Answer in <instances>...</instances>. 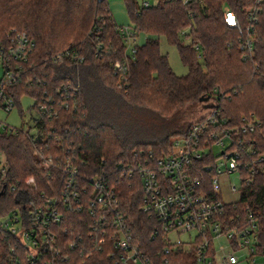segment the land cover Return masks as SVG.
I'll list each match as a JSON object with an SVG mask.
<instances>
[{
	"label": "trees",
	"instance_id": "1",
	"mask_svg": "<svg viewBox=\"0 0 264 264\" xmlns=\"http://www.w3.org/2000/svg\"><path fill=\"white\" fill-rule=\"evenodd\" d=\"M123 1L137 35L145 33L149 38L143 46L137 45L127 85L119 89L114 63L125 62L126 45L107 0H0V38L17 28L28 32L36 44L22 64L23 77L14 89L17 108L22 113L21 97L31 95L35 107L46 106L47 115L57 112L41 121L43 137L0 132V150L7 154L10 164L7 181L17 185L0 201L5 202L0 215L20 207L21 200H34L44 207L56 200L62 221L51 228L58 235L62 254L69 259L56 257L54 264H112L108 254L111 242L102 250L93 246L87 252L82 250L90 245L87 206L77 211L63 204L67 172L62 163L69 158L72 167L78 168L82 184H87L91 176L105 175L106 188L116 191L135 241L153 263L166 264L167 258L168 264H191L193 254L165 252L163 238L152 237L156 223L141 209L145 192L139 174L131 178L123 170L137 157L144 161L150 151L155 157L170 153L172 139L185 135L194 122L205 118L191 121L193 109L200 104L202 109L218 112L229 127L238 126L244 115L255 113L263 124L244 137L248 146L264 154V0H162L148 8L136 0ZM227 7L238 15L243 34L226 25ZM251 13L257 22L249 21ZM250 23L256 56L243 60L242 40L248 38ZM189 28L191 32L187 33ZM161 36L178 48L188 67L186 75L173 71L168 56L161 52ZM188 39L190 43L186 44ZM66 49H75L83 62L53 60L55 54ZM76 100V109L61 107L63 102ZM42 146L46 153L59 157L60 167L44 169L40 165L35 149ZM215 160V156L207 157L211 164ZM195 164L197 176L205 174L208 184L214 170L202 173L203 163ZM29 177L35 178V189L24 185ZM248 179L242 182L237 206L227 207L228 214L246 216L248 206L264 224V162L258 163ZM77 190L82 199L88 198L80 184ZM76 231H80L85 245L70 250L68 244ZM6 241L0 239V264H30L21 249L13 255Z\"/></svg>",
	"mask_w": 264,
	"mask_h": 264
},
{
	"label": "built area",
	"instance_id": "2",
	"mask_svg": "<svg viewBox=\"0 0 264 264\" xmlns=\"http://www.w3.org/2000/svg\"><path fill=\"white\" fill-rule=\"evenodd\" d=\"M161 1L143 0L141 6L148 8ZM188 1L185 0V3ZM251 14L252 18L249 21L257 22V19L253 18L254 13ZM224 19L227 26L237 28L243 34L240 19L231 8L225 9ZM117 31L122 35L126 45L125 62L114 63L115 73L118 75L117 87L122 89L127 85L129 64L136 58L138 35L133 26H118ZM247 31L248 38L246 41L242 40L241 46L244 50L243 60L256 56L252 23L247 27ZM35 46V41L29 33L17 28H11L5 33V37L0 38V71L3 73L0 77V114L9 115L17 108L14 89L23 77L22 64L28 61ZM66 59L72 62H83L75 49H66L53 56L54 61H65ZM76 95L78 91L75 92L74 97ZM26 96L32 97L31 95ZM50 101L54 104L56 102L53 99ZM64 106L67 108L73 106L76 109L77 100L74 103L63 102L61 107ZM34 108L38 109L40 114L35 119L36 127L42 130L41 135L34 136L40 138L45 132L41 121L45 118H52L57 112H49L47 115L46 106L43 104L38 107L34 106ZM210 112L211 110L203 120L194 122L190 131L185 135L174 138L173 150L170 153L155 157L150 151L144 161L140 159L138 161L137 157L125 169L121 166L124 169L123 173L131 178L139 174L145 192L141 209L156 223L152 237L161 236L163 238L165 252L178 251L193 254L194 259L191 264H257L259 260L264 264L262 218H258L248 206L245 209L246 216L229 215L227 207L229 205L236 207L237 202L225 203L223 201L219 179V175L223 172H238L242 177V182L249 181L248 177L256 172L258 163L264 162V154L259 153L258 148L248 146L244 137L262 126L263 121L255 113H251L244 115L238 126L229 127L226 126V119L219 118L218 112L215 110ZM213 126H219V128L211 130ZM0 132L18 134L24 131L0 119ZM216 146L221 148L219 154L214 152ZM35 155L44 169H50L55 165L60 167L59 157L46 153L43 146L36 147ZM209 155L216 157L214 164L207 162ZM221 156L231 160L230 167L223 162H218ZM197 161L203 163L202 173L211 169L215 172L210 182L208 180V184L205 174L197 176L194 171ZM72 162L73 160L69 158L62 163L66 165L67 172V186L64 189L62 200L68 210L83 211L86 206L88 208L90 213L88 219L91 220L87 226L90 245L87 248L83 247V252L91 250L92 246L102 250L107 242H111L108 254L112 259V264H155L145 254L141 245L135 241L127 214L125 215L120 210L116 191L106 188L105 175L91 176L87 184H82L78 168L72 167ZM9 169L8 156L0 150V201L5 198L7 191L12 193L17 188L16 184L7 181ZM245 172L250 175L246 176ZM79 184L83 187V192L88 194L86 200L82 199L77 190ZM24 185L35 189V178L29 177ZM232 191H239L241 197L242 183L240 188L232 186ZM56 202V200H51L44 207L35 204L34 200L30 202L21 200L20 207L0 215V239H7L6 243L10 246L13 255L21 249L25 260L30 264L42 262L43 264H54L57 261L56 257L65 261L69 259L68 255L62 254L58 235L51 228L52 224L58 225L62 221V216L55 206ZM82 219L85 218L81 217L80 220ZM183 234H188L186 241L181 239ZM72 236L73 239L68 244L70 250L85 245L80 231L73 232ZM88 256L91 255L86 257ZM164 262L168 264L169 260L164 258ZM17 263L20 264L19 261Z\"/></svg>",
	"mask_w": 264,
	"mask_h": 264
},
{
	"label": "rangeland",
	"instance_id": "3",
	"mask_svg": "<svg viewBox=\"0 0 264 264\" xmlns=\"http://www.w3.org/2000/svg\"><path fill=\"white\" fill-rule=\"evenodd\" d=\"M111 16L119 26H133V21L129 15L126 4L123 0H107ZM139 5L143 3V0H136ZM191 29H188L187 33H190ZM149 36L145 33H141L138 35V46H143L146 43V40ZM186 44L190 43V39L185 41ZM160 49L161 52L168 56L170 65L173 71L177 75H186L188 73V67H186L181 59L178 48L175 45L170 44L165 36H161L160 39ZM3 73L0 71V77H2ZM106 100V99H105ZM35 100L30 96H25L22 98V113L18 108H15L9 115L1 113L0 119L10 126H13L17 129H22V131L29 133L30 135H41L42 130L36 127L35 119H37L40 114L38 109L34 108ZM202 105H197L195 109H193V117L191 121H194L196 118H200L201 116H205L211 108H203ZM108 112L112 114V109H107ZM196 121V120H195ZM174 141V138L172 139ZM221 151L220 147H214L215 154H219ZM218 162H223L230 167L231 160L226 159V157L221 156ZM221 191H222V199L225 203H235L240 199L239 191H232V186H236L237 188L241 187L242 177L238 172L227 173L223 172L219 175ZM5 202H0L1 206H4ZM188 238V234H183L181 239L186 241ZM229 250V249H228ZM246 264V263H242ZM257 264L260 263V260Z\"/></svg>",
	"mask_w": 264,
	"mask_h": 264
}]
</instances>
